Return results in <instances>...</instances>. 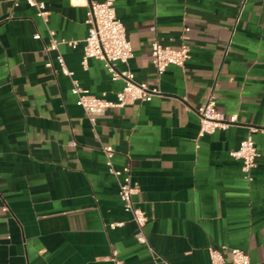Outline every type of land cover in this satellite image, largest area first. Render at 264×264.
Masks as SVG:
<instances>
[{"label": "crops", "instance_id": "obj_1", "mask_svg": "<svg viewBox=\"0 0 264 264\" xmlns=\"http://www.w3.org/2000/svg\"><path fill=\"white\" fill-rule=\"evenodd\" d=\"M44 1L48 24L25 2L0 0V264H152L105 146L117 169L131 168L144 233L166 264H211V247L264 264V134L251 132L264 129V0H115L133 49L128 69L158 94L95 123L57 57L83 89L116 101L124 82L99 60L83 66L88 8L106 0ZM156 40L188 47L186 66L159 78ZM211 96L238 122L200 137L197 110ZM249 136L260 154L252 181L231 156Z\"/></svg>", "mask_w": 264, "mask_h": 264}, {"label": "built area", "instance_id": "obj_2", "mask_svg": "<svg viewBox=\"0 0 264 264\" xmlns=\"http://www.w3.org/2000/svg\"><path fill=\"white\" fill-rule=\"evenodd\" d=\"M10 1L15 8L19 7L21 2H25L29 7L36 10L38 17L45 24H48L50 12L44 0ZM86 23L89 25V35L84 42L83 66L87 67L90 59L99 60L104 63L113 81L122 80L124 82L122 91L116 95V101L95 97L80 86L74 79V73L67 68L64 58L58 55L57 62L61 72L72 80V94L77 98L78 106L82 108L89 120L95 123L97 118L103 116L108 110L124 108L138 102H150L158 94V90L151 91L146 84L136 83L135 75L128 69L129 63L134 56L133 49L131 42L127 38L125 26L118 19L115 0L92 3L88 8ZM50 35L52 43L48 50L57 51L59 43L54 39L55 32L50 31ZM34 39L39 40L41 36L36 34ZM67 44L73 49L78 46L77 42H69ZM151 56L152 63L160 78L170 66L184 68L190 59V51L186 46L175 50L171 47L163 46L156 40L151 46ZM117 65H123L127 69L119 71L116 67ZM47 67H52V64H47ZM197 115L200 119V137L213 135L217 131H226L238 122L237 116L227 117L218 111L216 99L213 96L198 108ZM251 132L264 134V129L254 128ZM102 151L106 157L109 173L119 181V199L123 203L124 210L132 216L133 221L138 226V243L147 246L152 254V264H166L152 249L144 233L148 218L142 210L134 205L133 198L138 193V186L133 182L131 168L129 166H124L121 169L115 167L113 162L115 151L112 147L105 146ZM231 156L242 162V172L245 179L252 181V172L256 168L257 160L260 157L252 137L249 136L242 141L239 149L232 152ZM119 226H122V224H112L110 229L114 230ZM227 249L226 247L209 248L211 264H251L250 257L245 251ZM226 251L230 253V259L226 258ZM117 264L120 263L117 262Z\"/></svg>", "mask_w": 264, "mask_h": 264}]
</instances>
